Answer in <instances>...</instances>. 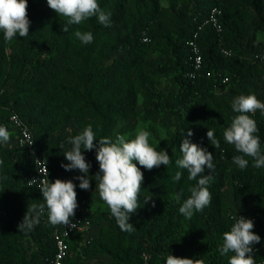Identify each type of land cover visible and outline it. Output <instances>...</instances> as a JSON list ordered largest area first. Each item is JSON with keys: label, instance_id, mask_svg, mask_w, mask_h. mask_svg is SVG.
<instances>
[{"label": "trees", "instance_id": "1", "mask_svg": "<svg viewBox=\"0 0 264 264\" xmlns=\"http://www.w3.org/2000/svg\"><path fill=\"white\" fill-rule=\"evenodd\" d=\"M162 1L98 0L111 12L110 26L93 17L63 32L66 18L46 0H28L29 35L6 42L0 32V125L17 139L15 146L0 144V264H53L57 251L47 209L33 230L18 231L27 206L44 201L38 185L28 186L36 159L19 145L20 131L10 122L13 112L34 135V149L47 160L50 180L73 179L77 198L91 211L92 233L71 241L69 263L165 264L171 253L227 264L228 256L218 248L237 215L253 220L261 240L252 254L256 264L264 260V168L252 167L247 158L248 167L239 169L232 162L238 153L223 139L237 115L231 107L236 96L255 94L264 102V0H167L168 7ZM215 9L221 33L209 23L203 26ZM76 30L92 32L93 42L81 43ZM193 41L203 56L195 77ZM222 48L234 55L226 57ZM253 118L264 152V115L257 110ZM140 120L173 129L162 147L171 163L141 168L140 208L129 220L136 230L129 233L119 229L108 207L105 215H97L95 150L84 152L91 165L88 190L74 179L83 175L79 170L65 171L61 164L68 163L63 155L71 148L68 137L86 126H92L97 140L115 139L134 133ZM208 129L220 140L219 149L207 138ZM189 130L188 139L211 152L216 166L208 185L211 203L190 220L173 198L183 190V201L197 183L175 163L182 156L181 132ZM177 171L179 181L174 180ZM149 196L152 200L144 203Z\"/></svg>", "mask_w": 264, "mask_h": 264}, {"label": "clouds", "instance_id": "2", "mask_svg": "<svg viewBox=\"0 0 264 264\" xmlns=\"http://www.w3.org/2000/svg\"><path fill=\"white\" fill-rule=\"evenodd\" d=\"M47 6L58 17L66 18L62 26L63 32H68L70 25H80L95 17L105 27L111 24V12L100 7L98 0H46ZM28 0H0V32L6 42H11L19 35L23 38L29 35L31 21L28 17ZM74 36L83 44H90L94 37L92 32L76 30ZM231 107L237 115L231 121L229 127L223 131L224 141L232 145L237 155L232 157V162L239 169L244 170L252 160V167L264 168V152L261 150L260 137L256 135L258 127L253 115L259 110L264 115V102H261L255 94H241L236 96ZM151 133L143 128L136 130L134 138L118 134L115 139L101 137L99 140L91 125L86 126L79 134L68 137L71 148L63 155L68 163H62L65 171L79 170L83 175L74 177L79 180V188L88 190L90 185V163L84 156L85 151L95 150V159L99 170L93 177L95 190L100 199L107 205L110 214L115 218L120 230L125 232L135 231V227L129 222L130 217L140 208V193L144 182V174L141 168L152 170L161 165L171 163L168 152L164 149L158 151L149 143ZM187 134L181 132L183 137L179 147L181 158L175 163L178 168L187 170L189 181L196 180L188 191L190 195L183 199V190L174 194V200L179 204V213L185 219H192L197 212L210 205L212 194L208 189L213 180L212 172L215 170L213 154L206 148L193 143ZM207 138L215 149L220 148V140L216 138L214 130L208 129ZM11 134L6 126L0 125V144H7ZM3 161L0 160V165ZM139 165L140 167H138ZM206 169L208 174H205ZM42 179L28 180V186L38 185L42 194L43 203L27 206L22 221L17 225L18 231H31L39 224L40 216L47 209L48 222L52 225H70L71 218L75 216L78 208L77 185L73 179L62 180L48 179L47 166L40 172ZM182 173L177 171L174 180L179 181ZM152 200L145 197L144 203ZM154 206V205H153ZM229 231L222 234V243L218 251L221 256H228L227 264H256L253 256V245L261 240L254 229V222L244 216H233ZM231 253V255H229ZM165 264H204L202 259H190L167 255Z\"/></svg>", "mask_w": 264, "mask_h": 264}, {"label": "built area", "instance_id": "3", "mask_svg": "<svg viewBox=\"0 0 264 264\" xmlns=\"http://www.w3.org/2000/svg\"><path fill=\"white\" fill-rule=\"evenodd\" d=\"M216 15H217V10L215 9L212 11L209 21H207L203 26L209 23L219 33H221L222 28L216 19ZM190 47L193 52L194 71H195L192 74V76L195 77L196 73L201 72L203 69V56L196 42L194 41L191 42ZM222 53L228 58H231L234 55V52L232 50H228L225 48H222ZM10 122L15 128H17L20 131V137L18 139L19 145L26 147L29 153L35 156L36 174L34 175L33 179L39 182L43 178L40 172H42V170L47 166L48 179L50 180V176H49L50 173H49V167L47 165V160L45 158L42 159L40 155L35 151L34 135L32 134L29 127L24 123V121L16 112H13L11 114ZM77 201H78V208L76 209L75 216L71 218L70 225L69 226L63 224L53 225L55 227L54 239L57 249L53 264H71L68 262L71 252V247H70L71 241L75 240L76 237L81 236L83 234L92 233V221L89 218L91 211L88 207L84 206L78 198ZM46 221L48 222L47 217H46ZM258 264H264V260L259 262Z\"/></svg>", "mask_w": 264, "mask_h": 264}, {"label": "rangeland", "instance_id": "4", "mask_svg": "<svg viewBox=\"0 0 264 264\" xmlns=\"http://www.w3.org/2000/svg\"><path fill=\"white\" fill-rule=\"evenodd\" d=\"M162 5L165 7H168L170 4L167 0L162 1ZM164 85H167L168 78L162 77L159 79ZM138 128H143L151 133L149 137V143L155 147L158 151L162 149V147L165 145L166 141L170 139L171 134L173 132V129L168 128V127H159L156 124H153L151 122H144L140 120L138 122ZM135 133L128 134V138H134ZM11 134V133H10ZM12 145H16L17 139L13 137V134H11V139L9 141ZM95 210L97 212V215H105L104 213L107 210V205L100 199L99 194L97 193L95 195ZM264 245V244H263ZM81 264H93L96 263L97 261H89L87 259H82Z\"/></svg>", "mask_w": 264, "mask_h": 264}]
</instances>
